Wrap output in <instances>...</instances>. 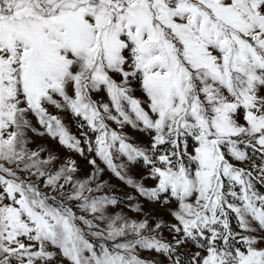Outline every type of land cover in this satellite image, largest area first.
<instances>
[{"label":"snow or ice","instance_id":"6c2138e0","mask_svg":"<svg viewBox=\"0 0 264 264\" xmlns=\"http://www.w3.org/2000/svg\"><path fill=\"white\" fill-rule=\"evenodd\" d=\"M0 264H264V0H0Z\"/></svg>","mask_w":264,"mask_h":264},{"label":"rangeland","instance_id":"374dc122","mask_svg":"<svg viewBox=\"0 0 264 264\" xmlns=\"http://www.w3.org/2000/svg\"><path fill=\"white\" fill-rule=\"evenodd\" d=\"M71 130H72L74 133H77V132H78V128H77V126H76L75 123H72V124H71ZM143 174H144V173H143V170H142V169H138V170H136L135 175H136L137 177H139L140 175H143ZM154 207H155V211H156L158 214H160V213L163 212V209L160 208L159 206H154Z\"/></svg>","mask_w":264,"mask_h":264}]
</instances>
